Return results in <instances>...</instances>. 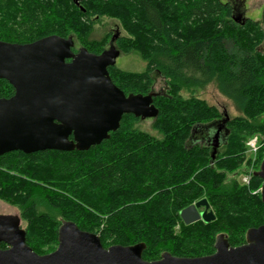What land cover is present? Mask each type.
Masks as SVG:
<instances>
[{"label":"trees","instance_id":"obj_1","mask_svg":"<svg viewBox=\"0 0 264 264\" xmlns=\"http://www.w3.org/2000/svg\"><path fill=\"white\" fill-rule=\"evenodd\" d=\"M101 18L114 20L122 34L93 39ZM50 35L72 38L74 54L84 48L98 55L112 45L145 61L140 73L107 71L125 96L151 95L152 128L161 138L124 115L108 139L87 151L0 156V199L20 207L34 253L56 248L61 220L97 235L103 248L142 243L146 262L165 252L211 255L218 235L237 247L248 229L264 224V204L253 193L261 179L253 172L248 185L237 181L249 163L245 140L264 135V7L256 22L221 0H0V41L26 44ZM154 75L163 78L164 92H152ZM211 83L238 116L228 119L194 96ZM13 93L0 79V99ZM216 125L225 138L212 159L206 135ZM195 135L202 143L193 142ZM200 200L214 219L185 225L179 212Z\"/></svg>","mask_w":264,"mask_h":264},{"label":"water","instance_id":"obj_2","mask_svg":"<svg viewBox=\"0 0 264 264\" xmlns=\"http://www.w3.org/2000/svg\"><path fill=\"white\" fill-rule=\"evenodd\" d=\"M73 45L72 38L56 35L26 44L0 41V79L14 90L11 97L0 99V156L87 151L108 139L124 115L156 117L151 95L125 96L112 83L107 69L115 66L119 51L111 45L98 55L84 48L74 54ZM219 134L220 129L210 141L212 159ZM255 175L262 181L259 194L264 204V156ZM179 217L185 225L214 219L205 200L181 210ZM1 244L6 248H0V264H264V224L248 229L240 246L230 247L218 235L211 255L177 258L165 252L152 262L142 259V243L103 248L97 235L69 221L58 228L56 249L37 255L26 245L19 218L0 216Z\"/></svg>","mask_w":264,"mask_h":264},{"label":"rangeland","instance_id":"obj_3","mask_svg":"<svg viewBox=\"0 0 264 264\" xmlns=\"http://www.w3.org/2000/svg\"><path fill=\"white\" fill-rule=\"evenodd\" d=\"M222 2H229L231 6L234 8L236 16H240L241 18L249 19L252 21L260 22L261 12L264 7V0H221ZM107 33L110 34H122V31L118 24L111 19L101 18L96 21L94 24L92 38L93 39H102ZM110 47V46H109ZM108 49V45L106 46V50ZM261 49L264 50V40L261 45ZM115 66L126 72L140 73L145 70L146 62L143 61L136 53L130 54H119L116 58ZM165 83L163 78L158 75H154V85L152 87L153 93H160L165 91ZM194 96L199 99H203L206 101L208 105L214 106L217 108L221 115H224L228 119L238 116V113L235 111L233 104L227 98L220 94L215 83H211L206 87L201 89L195 88L193 90ZM182 97H189V93L183 91ZM152 119H140L138 123L134 125L138 130L148 133L151 136L160 139L161 136L153 130L152 128ZM215 126L210 127V133H208L209 140L212 139L214 134ZM225 134L224 132H220L219 134V142L222 143L224 141ZM202 143L200 139V135H195L193 138V142ZM254 141V142H252ZM245 153L249 159V163L246 165V173L238 176L237 181L241 183V178L245 175L251 176L253 172H257L259 167L256 169L255 165L258 159L259 153L264 149V135L254 134L248 137L244 142ZM252 148H257L256 153L252 151ZM252 151V152H251ZM264 156V154H263ZM263 158V157H262ZM262 160V159H261ZM261 163V161H260ZM260 165V164H259ZM257 191L253 192L255 194L259 193ZM260 195V194H259ZM198 202V201H197ZM196 203V202H195ZM198 210L203 211V207ZM209 211H211L209 209ZM21 215L20 207L11 205L10 203L3 201L0 199V216H12L19 218ZM64 220H61V223ZM27 222L20 218V226L22 229L26 227ZM178 230V226H176L175 231ZM57 247V246H56ZM56 248L52 246H46L42 249H39V255H46L53 252Z\"/></svg>","mask_w":264,"mask_h":264},{"label":"built area","instance_id":"obj_4","mask_svg":"<svg viewBox=\"0 0 264 264\" xmlns=\"http://www.w3.org/2000/svg\"><path fill=\"white\" fill-rule=\"evenodd\" d=\"M252 142H254V141H252ZM252 149H253L252 151H254L256 153L257 148H252ZM241 183L244 184V185H248L249 184V176H247V175L243 176L241 178Z\"/></svg>","mask_w":264,"mask_h":264},{"label":"flooded vegetation","instance_id":"obj_5","mask_svg":"<svg viewBox=\"0 0 264 264\" xmlns=\"http://www.w3.org/2000/svg\"><path fill=\"white\" fill-rule=\"evenodd\" d=\"M220 129V132H224V128H222L221 126L216 125L214 128V133L216 132V130ZM211 141V140H210ZM210 141H208V143L210 144ZM199 212H201L200 210H198Z\"/></svg>","mask_w":264,"mask_h":264}]
</instances>
